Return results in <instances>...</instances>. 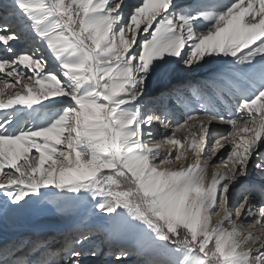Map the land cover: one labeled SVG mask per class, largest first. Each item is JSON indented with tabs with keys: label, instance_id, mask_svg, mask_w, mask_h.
<instances>
[{
	"label": "snow or ice",
	"instance_id": "snow-or-ice-1",
	"mask_svg": "<svg viewBox=\"0 0 264 264\" xmlns=\"http://www.w3.org/2000/svg\"><path fill=\"white\" fill-rule=\"evenodd\" d=\"M45 205L101 219L0 264H264V0H0V224Z\"/></svg>",
	"mask_w": 264,
	"mask_h": 264
},
{
	"label": "bare ground",
	"instance_id": "bare-ground-1",
	"mask_svg": "<svg viewBox=\"0 0 264 264\" xmlns=\"http://www.w3.org/2000/svg\"><path fill=\"white\" fill-rule=\"evenodd\" d=\"M135 0H125L126 4H131L134 3ZM127 10V9H126ZM18 50H22L25 49L27 47V45H25L24 42H21V45H16ZM217 65L215 64H208L205 65L204 67L197 69L189 74H187L186 79L192 80V81H204L206 80L210 75H212L215 71H216ZM162 86L160 84L157 83H153L152 87L149 90V94L148 95H159L158 90L161 88ZM14 91L13 89L9 88L6 92V94L8 95L10 92ZM7 95L4 97L5 99L7 98ZM149 99V97L147 98ZM175 97H173V102L169 103L167 101H165V103L168 104V107L177 115L179 116L180 113L183 111L182 108H177L175 106ZM27 115L26 114H21L20 116L17 117V119H27ZM228 126L225 125H215L214 126V131L216 133H219V137H217L216 139H221V137L223 136L224 132L226 129H228ZM230 131V130H229ZM184 134L187 133H177V136L180 137ZM221 136V137H220ZM224 141L221 139V143H223ZM166 147H171L170 145H166ZM184 149H181V151H183ZM33 152H35V150H33ZM221 152H223V150H221ZM212 170L218 171V172H223L225 171V168L223 166V164H219L218 167L213 168ZM237 197V196H236ZM90 206V205H89ZM87 207V210L85 209H81L80 212L78 214H75L74 216H72L70 218V220H66V221H58L57 219L53 220V226L51 231H48L47 229V225L48 223L50 224L52 221H47L46 219H40L39 221L35 222V223H31L33 226H35L36 228L38 227V230L40 231H44L47 233H54L57 236H59L61 233L66 232L68 229H70L73 225L77 224L81 219L87 220L86 219V214L88 213V209H91L90 207ZM219 219V216H217L214 220ZM89 222H93V223H99L100 220L99 219H92V220H87ZM6 223V222H5ZM250 223V221H247V223L245 224V231H253L254 234L259 233L264 235V226H258L255 228H250L248 227V224ZM1 228V227H0ZM5 230V229H4ZM37 231V230H36ZM15 233L16 235H14L13 239H19L22 236H26L24 235V233H19L17 231V228H9L8 231H0V239H5L8 240L11 238V234ZM32 233V232H30ZM29 233V234H30ZM97 237H100L101 239H98ZM92 243L93 244H99V245H103L104 244V237L102 235H97L95 237H93L92 239ZM55 246V245H54ZM21 255V253H20ZM138 256H133L129 261L128 264H136V259Z\"/></svg>",
	"mask_w": 264,
	"mask_h": 264
},
{
	"label": "rangeland",
	"instance_id": "rangeland-1",
	"mask_svg": "<svg viewBox=\"0 0 264 264\" xmlns=\"http://www.w3.org/2000/svg\"><path fill=\"white\" fill-rule=\"evenodd\" d=\"M19 45H21V43H19ZM7 90L8 89L4 90V97L7 95L6 94ZM157 96H158V94H157ZM148 97H151V95L146 96L145 99L147 100ZM229 130H230V128L226 129L223 135H226ZM217 137H219V135H217ZM217 137L214 136V140ZM239 195H240V193L237 191L236 192L237 199L239 198ZM89 207L91 208V205ZM74 215H72V216H74ZM72 216H61V215L57 214L54 207L49 206V205H45V206L37 208L35 210H31L29 212H26L18 220L6 221V223L4 222V223L0 224V227H1L0 231H8L9 228H15L16 227L17 231L19 233H24V231H25L24 235H28L30 232L38 230V227L36 228L31 223H35V222H37L43 218L46 219L47 221H52L50 224L48 223V225H47L48 231H51L52 227H54L52 224L54 219H57L58 221H63V220L66 221V220H70V218ZM216 217L217 216H214L213 219H215ZM86 219L87 220H92V219H99L100 220L101 218H100L99 214L95 213L93 211V209L91 208V209H88V213L86 214ZM246 223H247V221H245V224ZM11 235L12 236L10 239H13L14 235H16V234L13 232ZM97 238L101 239L100 237H97ZM97 245H99V244H97ZM21 255H23V253H21ZM136 264H142L140 257H137Z\"/></svg>",
	"mask_w": 264,
	"mask_h": 264
}]
</instances>
